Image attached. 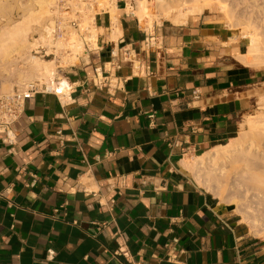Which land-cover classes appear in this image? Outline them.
<instances>
[{"label":"crops","instance_id":"crops-1","mask_svg":"<svg viewBox=\"0 0 264 264\" xmlns=\"http://www.w3.org/2000/svg\"><path fill=\"white\" fill-rule=\"evenodd\" d=\"M118 27L116 52L120 36L139 50L142 29L157 27L147 75L123 64L128 83L98 89L94 69L109 61L85 54L64 72V99L35 96L16 141L0 134V264H264V240L183 165L235 138L264 71L239 64L242 43L206 12L146 28L123 16Z\"/></svg>","mask_w":264,"mask_h":264},{"label":"bare ground","instance_id":"bare-ground-1","mask_svg":"<svg viewBox=\"0 0 264 264\" xmlns=\"http://www.w3.org/2000/svg\"><path fill=\"white\" fill-rule=\"evenodd\" d=\"M61 1L62 0H33L29 6L26 7L23 6L24 7L23 11L25 12V15L20 21L10 25H5L4 27L0 28V55H4L6 57V60H8V65L11 70L14 69L22 73L24 72L23 75L21 76L20 81L18 82H21L22 80V81H26V83L22 82L23 84L22 85L20 84L21 85L20 88L28 84L30 81L39 82L49 85L50 88L54 87L55 89H58L63 96L68 95L67 93L69 86L66 81L65 82L62 81L57 85H55V83L53 82V78L56 77L55 76L56 67H54L55 63L53 61H42L41 59L33 58L29 54L30 50L35 44V43L34 44L30 43L29 41L30 34H33L34 32L42 31V35H44L46 39L47 33L49 31L48 29L50 26L48 21L52 20L53 16H55L56 13L58 12V5ZM211 1L212 0H139L136 3V7H137L136 11L129 4L128 7L131 10L134 9L133 10L135 11L134 15L137 17L140 26L142 28H146V27L160 26L162 25L163 21H167V20L168 21L172 20L173 24H177L182 21H185L187 17L191 15L204 12L210 6ZM237 1L241 2L239 0ZM243 1L244 0H242L241 3L244 5H246V2H248L245 0L243 3ZM116 2L117 0H104L102 3H100V8H104L106 13L109 15L111 28L110 29L108 28L107 35L109 42L114 45H116L115 36L121 33V30L118 27V17L116 14L118 8L116 6ZM252 3L253 0L251 1V5ZM165 6H167V8ZM4 7H5V1L0 0V16L7 17L9 21H11L10 18L8 17L11 15V12L7 11ZM129 8L127 12L129 11ZM149 8L151 10L152 9L155 10V12L151 11ZM91 10L93 11V8H91ZM95 20L96 19L94 17H92V19L90 20V17L84 16L82 26L86 30H88L87 33L88 38L86 40H88L89 43L91 44V48L93 50H98L100 49L99 39L101 36V32L105 30L99 28ZM243 27L244 28L242 30V35L243 37L249 39L251 45L248 47L247 52L245 54L237 55L236 59L240 64L244 66L255 67L257 65L256 57L260 50V45H259L260 30L257 25H254L251 22L244 23ZM67 40L68 42L66 43V46L69 47L72 51L76 52L75 55L79 56L81 53H85L82 42L73 40L71 37H68L66 41ZM40 43H42V37L41 40H36V46ZM43 45H47V43ZM50 45H52L51 42L47 46L50 47ZM64 45L65 44H60L59 42L56 44L57 48H60ZM36 46L34 45V47ZM16 51H18V53L21 54L19 57L15 58L13 57L14 56L13 54ZM27 81L29 82L27 83ZM253 95L260 96V98L264 97V89L254 91ZM243 129L245 133H243L240 137H236L232 139L228 144L221 146L219 145L218 147H215L214 149L207 151L199 156L184 160L183 161L184 167L191 172V174L195 177L196 180L203 178V176L205 175L206 177L203 179V181L205 182L206 185L216 184L217 182L215 183V180L216 179L219 180L220 176L226 177L227 176L226 173L229 172L226 171L227 170L225 167L226 165H224V167L223 166L218 167V166H220V164L225 161L228 162L231 160H233L235 164V162L237 163L238 161V159H236L237 157H240L239 163L244 164L243 166H245V169L247 168V170L249 171L251 170L261 171L260 175H263L264 167L262 170H259L260 169L259 164H261L259 163V161L262 162L263 164L261 165V167L264 166V156L263 158L262 156L259 155L258 157H256L254 156V153L260 150L262 147H264V120L260 121L258 123V126L251 130L246 128ZM215 172L216 175L214 176L213 174ZM257 173L259 172H256V175H258ZM256 175L255 177L257 178ZM258 179L260 180V177ZM221 184L217 183V187H215L216 185H214L215 188L212 191L215 192L213 194L216 195V197L218 198L220 197L222 199L223 196H225L226 194L224 195V192L223 193L220 192L221 188L223 187V185L221 186ZM241 184H239V186ZM250 185H252L253 187L255 184H250ZM232 186H234L235 188V184L234 185L232 184ZM239 186L238 188H240ZM257 187L259 186L257 185ZM251 192L252 190L250 191V193ZM250 198L251 199L249 202H252L253 204V202L256 201V198L253 196H250ZM231 201L232 200L228 202L229 203L233 202L232 205L234 203L237 205V200L234 201L233 199V201L232 202ZM241 212L243 214L244 221H246L245 223L246 224L248 223L247 226L251 228L253 234L256 237L260 238L263 234L255 232L258 231L259 229L257 225V221L252 220L250 216V212L248 210L243 209L241 210Z\"/></svg>","mask_w":264,"mask_h":264},{"label":"rangeland","instance_id":"rangeland-1","mask_svg":"<svg viewBox=\"0 0 264 264\" xmlns=\"http://www.w3.org/2000/svg\"><path fill=\"white\" fill-rule=\"evenodd\" d=\"M4 1H5V7L4 8L7 11L11 12V15L8 16L11 21H9V19L7 17H1L0 16V28L4 27L5 25H10V24H13V23L20 21L25 15L23 8L26 6H29L33 0H20V1L19 0H4ZM101 1L103 2L104 0H96V4L89 7L87 9V10H89V11H87L88 13L84 15L86 17H90V20L92 19V17L96 18L95 22H96L97 26H99L98 22H97V19L99 17L105 16L109 20V15L106 13L105 9L100 8V3H102ZM119 1L120 0H117L116 6H117V3ZM124 1H125L124 3L131 5L135 9V11L137 10L136 3L139 0H124ZM239 1L242 2V0H239ZM244 1H243V3H244ZM246 1L249 2V3L246 2V5L248 4L247 5L248 7L244 4H242L241 2H238L237 0H212L210 3V6L204 12L214 16L217 21L222 23L229 30L230 37H231L230 43L233 42L232 38H234V41H236L238 43H242V46H243L242 47V52H243L242 54H245L247 52L248 47L251 45V42L249 41V39L246 37H243V35H242V30L245 27V25L243 27V24L247 23V22H251L254 25H257L259 27V30H260V43H259L260 50H259L258 55L256 57V61H257L256 64L257 65L255 67H251V68H253L255 70L264 71V0H258V1L253 0L252 5H251L252 0H246ZM238 3H241V4H238ZM165 7L167 8V6H165ZM91 8H93V11L91 10ZM124 8H125V6H124ZM128 8L124 11H117V16H118L119 20L121 17H123V16L126 17V14H128L130 19H132L139 26L138 19L134 15V12H135V11H133L134 9L131 10L129 8V11L127 12ZM163 10H165V9H163ZM151 11L155 12V10H153V9ZM204 12H202V13H204ZM197 14H200V13H197ZM83 19H84V17H83ZM169 21L172 22V20H169ZM82 22H83V20H82ZM164 22L165 21H163V23ZM109 27H110V25H109ZM156 28L157 27H155L153 29L146 28V30L145 29H142V30L152 33V32H155ZM107 34H108V30L101 32V36L99 39L100 50L90 54V55L96 54L98 56L99 53H101L103 58H105L103 60V62H108L110 60V58L108 57V54H109V50H110L111 46H110V44L107 45V42H108V35ZM39 37H40V39H38ZM41 37H42V44H46L48 39H47V37L45 39V36L42 35V31L41 32H34L33 34H30L29 41H30V43L34 42L35 44L34 43L33 44L36 46V40H41ZM104 37H106L107 42H106ZM122 37L123 36H120V39ZM67 42H68V40H67ZM125 43L128 44V42L126 40H125ZM34 45H33V47H34ZM20 54L21 53H18V51H16V52H14L13 57H15V58L19 57ZM29 54L33 58L41 59V58L35 57L33 54H31V50H30ZM75 54H76V52L72 51L73 57L71 58L70 61H68L69 63L74 64V65H78L82 59L87 58L84 55L81 60H78V56ZM0 60H2V61H0V91L3 93H10L16 89H21L20 86L24 82L26 83V81H22V80H21V82H18V81H20L21 76L23 75L24 72L22 73V72L14 70V69L11 70L9 65H8V60H6V57L4 55H0ZM41 60L42 61H52L51 59L50 60L41 59ZM65 61L67 62L66 59L63 60V62H65ZM124 65H129V64L124 63ZM54 67H56L55 68V76L56 77H54L53 80L59 79L60 80L59 82H62L64 80L65 70H69V69H65V70L57 69L56 63L54 64ZM107 68L109 69L110 66H107ZM28 82L29 81H27V83ZM30 82H32V81H30ZM254 89L255 90L264 89V85L263 84L256 85L254 87ZM263 120H264V97L260 98V96H255L254 97L253 112L250 115H247L243 119L240 120L239 131L235 135V138L240 137L243 133H245L243 128L251 130V129L257 127L258 123L260 121H263ZM242 126H243V128H242ZM230 141H227V142L223 143L222 145H226ZM187 155L190 156L192 154H187ZM198 155H200V154H197V155L193 154L192 156H198ZM258 155L262 156V158H263L264 147H262L260 150H258L257 152L254 153V156L258 157ZM236 159H238V161H237V163L235 162V164H234L233 160H231L232 162L231 161H228V162L225 161V162L221 163L220 166H218V167H221V166L224 167V165H226L225 166L227 169L226 171L227 172L229 171L228 173H226V175H227V176L225 175L226 177L220 176L221 179L219 178V180H217V179L215 180V183L216 182L218 184L222 183L221 186L223 185V187L221 188L220 192L221 193L224 192V195L226 194L225 196H223L222 199L219 197V200L221 202H223L224 204L230 205L231 209L234 211V213L236 215H238V219L240 220L241 224L246 226L247 229L253 234V231L251 230V228L246 225V223H245L246 221H244L243 214L241 212V210H243V209L248 210L250 212V216H251L252 220L257 221V225H258L259 229H258V231H255V232L256 233L257 232L262 233L263 235L260 238L262 240H264V180H263L264 174L262 173L263 175H260L261 171H256V170L249 171V170H247V168L245 169V166H243L244 164L239 163L240 157H237ZM236 159H235V161H236ZM259 163H261V164H259L260 169H259V167H258V169L262 170L264 166L261 167V165H263V164L260 161H259ZM247 171H249V172H247ZM256 172H259V173H257L258 175H256ZM247 173L249 176L247 175ZM250 174H251V176H250ZM213 175L215 176L216 172ZM255 175L257 176V178L255 177ZM205 177L206 176L204 175L203 178L196 180V179H194L195 177L193 176V179H194V182L196 183L197 186L201 187L202 189H204L206 191H209L212 194L215 193L212 190L215 187H217V183L213 184V185L212 184L206 185L205 182L203 181V179ZM259 177H260V180L258 179ZM219 181H221V182H219ZM242 181H245V182H242ZM232 184L233 185L235 184V188H234V186H232ZM239 184H241V185L239 186ZM250 184H255L256 186L254 185L252 187V185H250ZM259 184H261V185H259ZM214 185H216V186L214 187ZM257 185L261 189L259 187H257ZM238 186L240 188H238ZM244 186H245V188H244ZM226 188H227V190H226ZM250 189L252 190L251 193H250V191H251ZM238 196H240V197H238ZM244 196H245V198H244ZM250 196H253L256 198V201L253 202V204H252V202H249L251 199ZM224 197H226V198H224ZM233 199H234V201L237 200V205L235 203L232 205ZM230 200H232L231 201L232 203L228 202Z\"/></svg>","mask_w":264,"mask_h":264},{"label":"built area","instance_id":"built-area-1","mask_svg":"<svg viewBox=\"0 0 264 264\" xmlns=\"http://www.w3.org/2000/svg\"><path fill=\"white\" fill-rule=\"evenodd\" d=\"M94 4H96V0H62L58 5V12L49 21L47 45L50 41L52 45L48 47L40 43L31 49V54L44 60L51 59L57 64V69L65 70L76 66L68 62L73 57L71 49L66 46L68 37L82 42L85 54L90 56V54L96 52L91 48L89 41L86 40L88 38V30L82 26L83 17L87 14L86 10ZM127 8L128 4L126 3L125 10ZM126 16L129 17L128 14ZM58 42L65 45L57 48L56 44ZM117 47L120 49L119 52H116L115 45L111 44L109 62L94 69L93 83L98 89H107L108 91L122 89L129 80V77L123 78L118 75V71L124 63H128L131 66L132 76L147 75L148 68L144 61V56L160 51L162 49V39L156 32L145 31V38L139 50L133 49L132 46L126 44L123 38L119 40ZM85 54L81 53L78 56V60H81ZM64 59L67 62H63ZM107 66H110V68L108 69ZM59 81V79L53 80L55 85L59 84ZM70 90L71 88L69 93ZM41 94L54 95L59 99L66 97L58 89L50 88L49 85L39 82H30L21 89H16L10 93L0 91V134L5 136V142L14 143L16 141L14 126L21 119L26 102ZM194 99H200L199 93H194ZM49 254L52 256L54 253L50 251ZM116 255L125 258L129 257V253L122 248L116 252ZM134 264L150 263L136 262Z\"/></svg>","mask_w":264,"mask_h":264}]
</instances>
